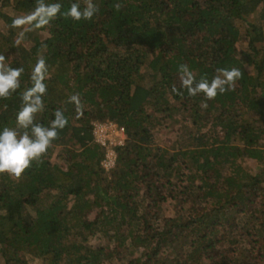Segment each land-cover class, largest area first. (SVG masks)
I'll use <instances>...</instances> for the list:
<instances>
[{"label":"trees","instance_id":"16d2710c","mask_svg":"<svg viewBox=\"0 0 264 264\" xmlns=\"http://www.w3.org/2000/svg\"><path fill=\"white\" fill-rule=\"evenodd\" d=\"M91 2V20L37 29L11 25L38 0H0V55L24 69L0 128L16 126L41 56L35 119L69 121L19 178L0 174V264H264V0ZM181 64L197 82L241 76L207 98L182 86ZM106 122L126 132L111 171L93 134Z\"/></svg>","mask_w":264,"mask_h":264},{"label":"clouds","instance_id":"9594fccd","mask_svg":"<svg viewBox=\"0 0 264 264\" xmlns=\"http://www.w3.org/2000/svg\"><path fill=\"white\" fill-rule=\"evenodd\" d=\"M61 9L62 4L58 0H38L37 6L30 13L14 18L11 26L17 28L30 24L33 28L38 29L49 25L58 15L71 18L77 22L81 20L87 21L91 20L98 11L91 0L83 7L79 0H73L66 11L62 12ZM5 61L6 57L0 55V98H6L20 89L21 77L24 72L23 67L5 66ZM217 72L219 74L211 80L202 78L197 82L188 65L181 64L179 66V77L182 86L190 94L203 93L207 98H214L218 93L223 94L230 90L235 81L241 76V71L236 68L230 70L218 69ZM47 75L48 66L46 59L41 56L31 69V86L22 91V107L16 114V126L0 128V174L19 178L31 167L33 162L41 160L52 142L57 139L59 131L63 130L69 123L68 118L61 110L54 111L53 119L47 126L37 122L35 119L36 115L44 110ZM70 102L79 106L81 103L79 95H72ZM94 141L98 144L95 140V135ZM125 144L126 139L123 147ZM98 145L101 146L100 144ZM101 147L106 151L102 167L106 171H111L116 167L117 148H114L116 153L114 166L106 169L104 162L107 159V148Z\"/></svg>","mask_w":264,"mask_h":264},{"label":"built area","instance_id":"2783aa9c","mask_svg":"<svg viewBox=\"0 0 264 264\" xmlns=\"http://www.w3.org/2000/svg\"><path fill=\"white\" fill-rule=\"evenodd\" d=\"M94 135L96 142L107 148V159L104 162V167L106 169L112 168L116 159L114 148L124 145L125 129L107 122L95 125Z\"/></svg>","mask_w":264,"mask_h":264},{"label":"rangeland","instance_id":"374dc122","mask_svg":"<svg viewBox=\"0 0 264 264\" xmlns=\"http://www.w3.org/2000/svg\"><path fill=\"white\" fill-rule=\"evenodd\" d=\"M4 12L10 13V10L9 9H5ZM243 49H244V47H243ZM242 166H243V168L246 169L247 172H251L252 170H254V171L257 170V168H256L257 164L254 161H252V160L245 161V162L243 161ZM28 261H29L30 264H41L40 261H38L36 259H31L30 257H28Z\"/></svg>","mask_w":264,"mask_h":264}]
</instances>
